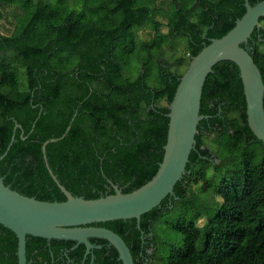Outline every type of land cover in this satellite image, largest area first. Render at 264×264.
Segmentation results:
<instances>
[{"label": "trees", "instance_id": "obj_1", "mask_svg": "<svg viewBox=\"0 0 264 264\" xmlns=\"http://www.w3.org/2000/svg\"><path fill=\"white\" fill-rule=\"evenodd\" d=\"M244 13V0H0V21L13 23L9 35L0 34L3 184L39 201H65L45 160L85 200L113 195V185L127 194L146 184L162 161L168 106L182 76L159 55L150 85V52L183 37L178 64L187 68ZM259 23L241 47L264 83V18ZM139 52L148 58L127 78L124 66ZM199 114L207 118L173 195L142 215L139 227L135 219L92 225L119 235L134 264H264V155L253 150L264 144L248 127L234 63L219 62L206 77ZM207 189L219 200L199 209L194 200ZM157 221L178 233V245L164 248ZM90 242L84 264H121L107 241ZM84 251L73 241L26 238L27 264H80ZM16 252V236L0 225V264H17Z\"/></svg>", "mask_w": 264, "mask_h": 264}, {"label": "water", "instance_id": "obj_2", "mask_svg": "<svg viewBox=\"0 0 264 264\" xmlns=\"http://www.w3.org/2000/svg\"><path fill=\"white\" fill-rule=\"evenodd\" d=\"M244 8V15L235 21L233 28L221 38L211 39L190 60L179 78L168 106L169 121L163 158L156 174L146 184L127 194L113 185V195L85 200L69 193L53 175L45 160L49 175L66 200L44 202L19 194L5 186L0 179V225L13 232L17 238V264H27V237L73 241L76 245H83L85 251L80 264H84L95 248L91 239L105 240L116 250L121 264H134L129 248L119 235L92 225L135 219L139 227L142 215L173 195L174 186L182 179L189 155L195 148L197 126L207 118L199 114L204 82L219 62L230 61L238 67L248 127L256 139L264 144V83L251 56L241 47L247 44L252 32L260 28L259 21L264 18V0L253 6L249 0H244ZM17 128L20 126L15 124L14 131ZM13 140L14 136L11 143ZM47 144L42 147L43 153Z\"/></svg>", "mask_w": 264, "mask_h": 264}, {"label": "rangeland", "instance_id": "obj_3", "mask_svg": "<svg viewBox=\"0 0 264 264\" xmlns=\"http://www.w3.org/2000/svg\"><path fill=\"white\" fill-rule=\"evenodd\" d=\"M11 21H0V34L9 35L11 33V29L13 27V23H10ZM262 26L264 27V24H262ZM164 31L166 30L164 29ZM161 50L150 52L152 58L146 68V71L148 73L147 82L150 85H155L157 82L156 70L157 59L159 55L167 62L172 72L183 74L186 70V61H183L182 63L178 64V59L185 57V40L183 37H176L175 39H173V41L167 42ZM147 58L148 57L145 52H139V54H136L135 56L131 57V60L124 66V75L130 79L136 78L138 72L141 69L142 62L147 60ZM253 150L257 151L258 156L260 157L264 155V150H261L260 148H258V146L253 147ZM218 200V195L214 193L213 190L207 189L206 191L199 192L194 202L200 209L201 206H215ZM205 219V215L202 214L196 220L197 226L200 228L203 227ZM153 228L155 235L157 236L158 240L164 246L165 249H168V247L172 245L179 244L180 236L175 230L171 229L170 227H167V225L160 223V221H157L155 222V227Z\"/></svg>", "mask_w": 264, "mask_h": 264}]
</instances>
